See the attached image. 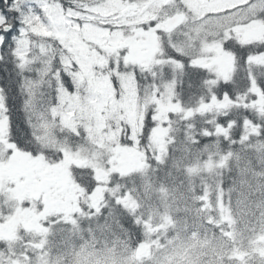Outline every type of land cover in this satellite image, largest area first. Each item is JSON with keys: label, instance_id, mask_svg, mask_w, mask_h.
I'll list each match as a JSON object with an SVG mask.
<instances>
[{"label": "snow or ice", "instance_id": "snow-or-ice-1", "mask_svg": "<svg viewBox=\"0 0 264 264\" xmlns=\"http://www.w3.org/2000/svg\"><path fill=\"white\" fill-rule=\"evenodd\" d=\"M0 264H264V0H0Z\"/></svg>", "mask_w": 264, "mask_h": 264}, {"label": "trees", "instance_id": "trees-1", "mask_svg": "<svg viewBox=\"0 0 264 264\" xmlns=\"http://www.w3.org/2000/svg\"><path fill=\"white\" fill-rule=\"evenodd\" d=\"M187 83V78H186ZM201 96V90L193 87L192 89H183L181 90L180 100L184 104L185 107H196L199 102V98ZM197 126L199 127V120H197ZM176 127L183 129V124H178ZM179 146V145H177ZM172 155H178L176 152H172ZM152 200L154 204L159 203L163 197V193L160 192L159 187L152 189L151 194L147 196Z\"/></svg>", "mask_w": 264, "mask_h": 264}, {"label": "rangeland", "instance_id": "rangeland-1", "mask_svg": "<svg viewBox=\"0 0 264 264\" xmlns=\"http://www.w3.org/2000/svg\"><path fill=\"white\" fill-rule=\"evenodd\" d=\"M142 45H136L135 48H136V51L138 54H142ZM132 103L133 105L135 104V99H134V95H133V99H132ZM255 198H259L258 196H256Z\"/></svg>", "mask_w": 264, "mask_h": 264}]
</instances>
